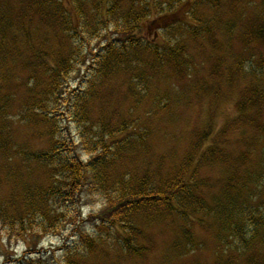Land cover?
<instances>
[{
  "label": "trees",
  "instance_id": "obj_1",
  "mask_svg": "<svg viewBox=\"0 0 264 264\" xmlns=\"http://www.w3.org/2000/svg\"><path fill=\"white\" fill-rule=\"evenodd\" d=\"M201 1L214 8L218 4V0ZM189 2L191 0H25L15 5L9 1L0 4V163L12 171H8L5 178L0 172V183L5 180L14 186L7 199L0 198V240L2 235L12 240L26 239L31 233L59 232L63 226L78 223L74 226L78 232L76 241L68 245L60 259L54 256L51 263V258L44 256L20 258L15 264H92L91 258L103 249L107 254V249H111L117 250L123 258L141 259L148 249L139 247L137 241L141 227L153 226L149 215L175 218L180 222L181 228H178L184 229L183 237L172 245L177 259L190 254L193 245L192 232L182 223L198 222L205 226L209 220L210 226L218 229L216 237L221 259L236 264L230 256L226 258L231 252L240 259L247 256L245 261L250 264H264V200L255 203L248 197L254 188L264 194V134L259 125V134L244 139L246 152L233 162L230 159L222 162L209 154L207 141L211 135L205 130L194 137L187 154L176 153L168 157L170 161H165L150 153L149 131L141 128L139 133L132 132L137 122L130 120L131 113L125 117L126 121L113 125L111 118H107L109 121L95 119L88 108L91 97L98 100V96H94L98 92L97 85L101 86V91L120 74L129 76H126L125 88H134L132 93L139 99L135 102L137 108L146 100V93L157 86L154 71L163 76L165 67L174 69L176 66V74L191 68L192 59L189 62L186 53L190 42L197 47L200 41H209L215 31L209 13L206 14L208 7L203 4L191 7L187 13L194 24L175 21L173 12L179 14V9ZM200 11L202 14H198ZM196 12L202 19L197 15L193 17ZM214 12L213 21L221 24L218 30L227 29L225 37L234 38L232 29L237 26H234L236 20L218 21L220 17L216 10ZM153 15L158 16L154 19ZM257 24L260 26L256 31L247 30L245 26L244 42L255 33L256 37L264 38L262 21ZM111 31L119 39L110 40L105 55L95 61L92 69L97 83L92 82L89 89L87 86L91 95L86 98L87 90H77L73 97L65 96L62 88L76 58L82 59L89 42ZM151 33L158 35L159 44L146 38ZM245 44L248 58L241 54L232 64L246 79L249 75L252 86L246 100L250 97L249 101L259 100L261 104L264 58L256 61L252 48ZM216 50L228 52V47L223 45ZM227 71L232 70L229 67ZM12 85L15 88H10ZM140 90L145 91V95L139 93ZM162 102H153L152 110H165ZM14 103L16 116L10 110ZM67 115L73 116L81 145H76L70 136L71 130L65 126ZM242 120L226 125L223 135L230 134V128L238 126ZM250 125L257 123L253 121ZM19 135L23 142H18ZM204 144L206 159L197 162L194 154ZM79 150L88 158L81 157ZM248 153L257 161V172L239 170V166L254 160ZM180 159L182 164H177ZM170 162L173 165L169 169ZM227 162L229 166H225ZM14 163L17 167L11 170ZM205 167L217 169L224 182L211 203L200 195L201 189L209 186L200 178ZM90 196L103 197L105 205L101 212L90 216L93 231L88 233L87 229L80 228L83 222L80 212ZM119 231L123 235L118 234ZM250 257H256L259 262Z\"/></svg>",
  "mask_w": 264,
  "mask_h": 264
},
{
  "label": "rangeland",
  "instance_id": "obj_2",
  "mask_svg": "<svg viewBox=\"0 0 264 264\" xmlns=\"http://www.w3.org/2000/svg\"><path fill=\"white\" fill-rule=\"evenodd\" d=\"M7 1L15 5L21 4L25 0H0V4H4ZM229 1L218 0V4L214 8L209 7L207 3L205 4L201 0H191V2L185 4L186 7L182 6L179 9L180 11L178 10L179 14L175 13L177 11L173 12L176 16L175 21L182 24H194L190 16L187 15L190 8L199 6L200 4H203V7H208L206 14L207 12L209 13L215 34L210 37L209 41H200L202 43L197 47H194V44L190 42L191 46L186 53H188V61L190 62L192 59L191 68L184 69L182 72L176 74V66L174 69H167L165 67L163 69V76L161 73L158 75V72L154 71V74L159 79L156 80L157 86H154L149 93H146L148 95L146 100L138 105L137 108L135 107V102L139 99L132 93L131 89L134 88L132 87L130 90L125 88V80L129 77L128 75L120 74L119 76H115V78L113 77L109 84L101 91L99 90L101 86L97 85L98 92L94 96H98V100L91 97L88 104V108L91 109L92 114H95L94 118H104L106 120H108L107 118H111V124L118 125L120 122L126 121L125 117H127L128 113H131L130 120L134 123L137 122L134 124L135 127L132 128V132L139 133L141 128L143 131H149L148 148H150V153L157 158H165V161H170L168 157L176 153L180 156H183L184 152L187 154L189 148L193 146L191 144L195 140L194 137L198 136L202 130L211 135L207 141L209 154H214L213 157L221 159L222 162L229 159L231 162L237 160L241 153L246 152L245 138L249 137L252 139V137H256L259 134L260 128L261 134H264V77L260 75L262 103L260 104L259 100L249 101L250 97L246 100V96H249L247 92L252 86L248 80L249 75L246 73V79L243 73L241 74L239 70H235L236 65L232 64V60L237 59V56L241 54L244 58H248L249 53H247L248 48L245 43H248L252 48V53L257 58L256 61L259 62V59L264 58V38L256 37V33L255 36L248 37L245 42L243 38L248 29L251 31L255 29L254 31H256V28L260 26L257 24L259 21H262V26H264V14L261 15L264 0H232V3ZM66 6L68 7L69 5L66 3ZM215 10L220 17L218 21L236 20L234 26H237L235 29H232L234 38L227 39L225 37L228 33L227 29L223 31L218 30L219 28L221 29V24L213 21ZM17 11H19V8H17ZM198 14H202V11ZM198 14L196 12L193 17L197 15L202 19V16ZM157 16L153 15L152 18L156 19ZM158 28H162V26ZM154 30H157V28ZM146 38L150 39L151 43H160L158 35H154V33L147 35ZM117 39L119 38L115 32L111 31L105 37L103 36L99 40L89 42V46L83 51L84 56L82 59L76 58L73 68L64 82L65 86L62 90H64L65 96L73 97V92L77 90H87L86 98L91 95V90L88 89L91 87L92 82L97 83L95 79L96 73L92 69L94 63H96L97 58L105 55L110 40L115 41ZM241 39L244 42L242 44ZM83 43L88 45L87 42ZM220 45L228 47V52L224 50L217 51L216 48L219 49ZM184 58L186 59L187 56H184ZM132 60L136 63L134 58ZM217 66L219 68L216 71L214 69ZM229 67L232 70L229 72L231 79H229L227 71ZM10 88L13 89L15 87L12 85ZM140 88L142 89V85ZM253 90L257 96L255 88H252V92ZM9 91L12 92L11 90ZM139 93L144 94L145 91L140 90ZM164 95H166L165 99H163ZM160 100L164 102L166 109L152 110L153 102H160ZM134 107L135 111L132 113ZM10 110L13 112V115L16 116L18 114L15 103ZM72 118L73 116L67 115L65 126L71 130L70 136L78 146L82 143L80 131L78 127H75L76 125L75 122H72ZM241 118L243 120L238 122V126H232L230 134H227L225 137L223 129L226 125L231 126L235 120L239 121ZM144 121H148V123H144ZM253 121H256L257 125H250ZM132 122L128 123L133 124ZM18 142H23L20 135L18 136ZM206 148V144H204L203 147L199 148L198 152H195V161L203 162L206 159ZM78 152L84 159L88 158L81 150ZM247 155L250 159L254 160L248 164H242L239 166V170L245 173L257 172L258 164L257 161L255 162L256 159L250 153ZM253 156L256 157L257 154H253ZM180 163L182 164L181 159L177 164ZM172 165L173 162H170L169 169ZM229 165L230 163L227 162L225 166ZM15 167H17L15 163L10 166L11 170ZM8 171L12 172L0 163V172L3 178H5ZM200 178L209 183L206 189H201L200 195L208 203H211L214 195L224 185L223 180H221V174H218L217 169L205 167L202 170ZM9 183H6L5 180L0 183L1 199H7L10 196L14 186ZM255 189H251L248 197L253 200L251 202L258 203V201L264 200V194H260L261 192ZM86 201L84 208L81 209L82 212H80L81 221H83L80 228L83 230L87 229L88 233H90L93 231V223L90 216L101 212L105 205V200L101 196H90ZM149 218L154 221L153 226L149 227L145 225L141 227L142 233L137 241V244L140 245L139 247H146L148 249L144 257L141 259L123 258L122 254H118L117 250L107 249L109 251L107 254L103 249V251H98V254L96 253L90 262L92 264L231 263L219 257L218 250L220 245L216 237L218 229L210 226L211 222L209 220L205 226L198 222L190 223L186 221V223H182L184 228L192 232L191 240L193 245L191 246L190 254L177 259V257L173 256L172 245L177 239H182L183 237L184 229H180V222L175 218L164 219L162 216L149 215ZM77 224L75 223L74 226ZM74 226H63L59 232L54 233H31L27 235L26 239L13 238L10 240L6 235H2L0 240V264H15L20 258L39 259L38 257L41 258L42 256L51 258V263L54 261V256L60 259L67 252L68 245H73L76 241L78 232H76ZM118 234L123 235L122 231H119ZM35 235L38 237L34 240ZM31 240L34 241L33 244L29 243ZM229 256L233 258L236 264H250L245 261L247 256L240 259L237 254L234 256L231 252L226 255V258L228 259ZM250 258L253 260L257 259L256 257ZM257 262H259L258 259Z\"/></svg>",
  "mask_w": 264,
  "mask_h": 264
}]
</instances>
